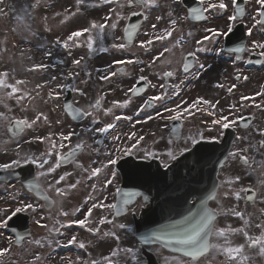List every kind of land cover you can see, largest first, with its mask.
Returning a JSON list of instances; mask_svg holds the SVG:
<instances>
[{"label":"flooded vegetation","instance_id":"obj_1","mask_svg":"<svg viewBox=\"0 0 264 264\" xmlns=\"http://www.w3.org/2000/svg\"><path fill=\"white\" fill-rule=\"evenodd\" d=\"M86 1L89 2L91 8L57 9L55 16H62L60 13H65L67 16L72 17H95L97 22L98 16L105 17L103 21L110 18L107 19L109 30L118 32L113 39L119 44L122 43L121 35L127 18L133 13H140L141 24L134 44L149 39H153V43L146 48L139 47V51H134L132 55L125 56L124 60L131 59L135 61L132 64H123L120 68H114L110 66L111 63L109 62L108 65L105 64L101 67L98 64L97 56L90 58L87 56L89 49L87 48V36H84V41L81 44L74 43L75 48H73L70 43L69 48L66 50L65 48L61 50L59 44L52 43L44 57L39 58L38 63L35 64L37 77L46 78L49 83L46 87L47 91L41 92L45 96L52 93V96L60 97L62 117L65 119H63L64 122L66 121L65 124L68 130L65 133L67 135L75 133L70 140H77V143L83 142L84 144L75 160L69 166L61 169L68 175L77 178L74 179L75 184L77 181L84 183L83 191L79 197L80 201H83L81 203L83 204V213L92 208L93 203H114L115 191L119 186L120 177L115 171V165L108 164L110 158L117 161L130 155L135 159L142 160L156 158L159 160L160 165L164 166L172 159L167 154L166 162H163L161 154V142L163 141L169 142L175 148L177 146L188 148L192 145L191 138L198 141H220L225 134H231L232 141L227 157L217 172L215 196L208 202V206L217 215L213 225L211 242L214 245L224 244V238H218L215 235L216 230L222 229L220 225L223 229L235 230L238 229L229 226H244L241 231L226 233L230 246L243 245V252H249L251 264H264V254L260 251L262 245L250 247V241L248 240V237L255 238L264 233V135H261V131H264V95H257V93H264V56L258 55L260 49L240 53L242 59H236V53L227 54V49L240 44H245L248 48H251L252 41L264 42V30H262L264 24L256 23V20H260L259 11L261 7L257 0H255V5L251 3L252 0H238L244 11L241 13L240 21L235 22L228 19L230 15L236 12V9L231 5V0H224L229 5L226 11L209 9L199 19L189 15L192 8L207 7L208 4L218 3L219 0H205L204 5L200 4V0H153V4L149 7H141L138 3L128 5L127 0H113L112 3H104L105 5L102 7H98L95 0ZM117 13H119V17H117ZM157 17H160V19H157ZM172 20L177 21L174 30L173 25L170 23ZM112 23H116L117 27L115 29H111L110 25ZM238 24H241V31L234 33L230 40L226 39L228 34L227 36L216 37L214 40H205L203 44H197V41L203 40L205 36H211V33L207 32L206 29L211 28L223 33L227 32L229 27L234 30ZM152 25H156L155 29ZM249 28L252 29L251 36L247 35ZM169 30H172L171 37L163 40L154 39L156 36L165 35L166 31ZM54 34L57 35L58 31H54ZM201 48L205 50L200 51ZM221 48L224 51L218 53V49ZM165 49H168V51H164ZM189 52H195L196 58L188 57ZM137 53H140V55L136 56ZM84 54H86V61L81 60ZM27 59L33 61L32 56H28ZM77 59L81 60L80 65L73 63ZM197 59L198 63L196 62ZM188 62H191V66L189 71L186 72L184 65ZM200 64H203L204 67L200 68ZM40 65L46 67H38ZM103 69H105V73L110 71L117 73L107 83L111 90L124 92L125 99L115 107L123 110L125 117L127 116L131 121L124 131V135L121 136L125 146H121L118 152L113 151L111 154L108 153L107 142L118 137L114 134L116 125L114 124L115 127L107 133L96 132L95 129L106 125L102 124L100 120L106 109H103L104 106L101 104L97 107L98 110L92 107L98 100L95 98L98 87H94L96 86L97 77L100 76V71ZM167 72H172L173 75L165 76ZM105 73L102 75L104 76ZM141 76L147 79L140 80ZM237 76L240 78L237 79ZM245 76L247 77L246 80L244 79ZM139 81H141L139 89L142 91L136 97H131L132 92L129 89L136 86ZM160 85H164V87L162 88ZM218 85H223V87ZM232 85L236 87L232 88L230 92L229 88ZM65 94L70 95L71 102L75 107L83 113L90 112L92 115H85V119L81 123L72 122L63 110L62 103ZM156 95H162L164 99L150 105L145 104L150 97ZM242 97L250 99L242 100ZM201 98L211 103L207 105L198 103ZM126 101L127 103H125ZM194 103L196 107L192 108L191 106ZM178 105L180 106L178 110L182 111L184 108H189L191 114L185 113L181 120L168 119L174 113L165 111V108L175 109ZM256 105L261 106L257 107ZM158 113L161 115H157ZM149 116L152 119H148ZM221 116H229L230 120L237 117L246 119L241 120L233 127L225 129L212 123L213 120L219 119ZM93 119L97 123L93 124ZM123 120L124 116L119 122ZM135 123H138V125L135 126ZM84 124H89L86 127L93 129V131L87 132L88 128L83 127ZM152 126L158 141L152 148L149 146L144 147L145 140L140 143L130 140L129 136L133 133L132 129L129 130L131 127L138 128L144 136L146 135V129H150ZM63 130L66 129L63 128ZM171 131H173V134ZM173 136L177 138L176 141H173ZM201 136L203 139H201ZM162 139L166 140L162 141ZM133 144L136 145L135 148H132V150L135 149V152L131 151V154L125 155L123 149L131 147ZM73 148H75V145L64 148L61 153ZM233 152L238 155L235 157L230 156L229 154ZM146 153H155L156 155L146 156ZM174 155H176V151ZM240 156H247L249 158L248 163L245 164ZM76 164H78L77 168H73ZM94 168L101 169V172L96 176L91 174V170ZM113 171L116 173L114 183L105 188L104 182L107 178H111ZM62 176H65L64 185L62 186V189L65 190L67 175ZM237 177H239L238 180ZM56 181L54 187L57 188L59 184ZM10 185L12 186L11 200L13 204V181ZM93 185H95V188ZM242 189H251L252 191L245 192ZM44 192L53 201L54 197L59 200L55 195L56 191L52 192V189L45 188ZM235 192L240 193V199H236ZM249 195L254 196V200H248L247 196ZM70 196L71 191L64 198ZM189 202H193V200L191 199ZM85 204H89V207L85 208ZM142 207L143 204L138 199L127 208L123 216L118 217L114 215L112 208H102L99 216L111 220L112 223L100 224L102 227L99 231L101 232H96V234L113 233L112 225L121 221L131 223L132 216L138 214ZM98 208L100 207L92 208L94 209L93 216L90 215L84 218L87 224L97 219L95 214ZM231 210L241 212L243 218L235 216ZM245 221H247V224ZM257 225L261 227H257ZM107 236L113 237L112 235ZM237 236L240 238L238 242L235 238ZM214 254L221 258L223 264H238V261H230L216 249H214ZM205 260L206 258H201L197 262Z\"/></svg>","mask_w":264,"mask_h":264},{"label":"rangeland","instance_id":"obj_2","mask_svg":"<svg viewBox=\"0 0 264 264\" xmlns=\"http://www.w3.org/2000/svg\"><path fill=\"white\" fill-rule=\"evenodd\" d=\"M53 2V0H51ZM50 1V2H51ZM47 0H0V8L3 9V17L0 19V46L1 51L0 55V78H4L5 82L9 85H13L18 89V92L9 96L8 93L11 92V88H1L0 89V111L3 113V121H9L12 118H18L21 120H27L29 123L32 121H36L32 124L31 127L26 126L25 133L21 138L17 140H9L5 134V126L2 127L1 136H0V163H10L14 159H20L21 162L24 161L27 157L32 156L35 158H47L50 159L52 164L54 165L56 160L55 157L57 153L62 152L64 148H68L70 146H74L77 144V140L73 141H61V134L67 135L65 132L67 130V126L64 122V118L62 117L61 112V103L59 96H45L41 91H47L49 83L46 78L37 77L36 74H32L30 71V67L36 66L39 58L44 57V53H42L40 48L49 47V43L51 38L47 36H43L42 29L47 23H43V19L45 16V9L51 8L56 9L58 7L63 8H85L89 9L91 6L89 2L86 1L84 4H78L76 0H65L56 7V4H51L49 6ZM105 5L103 0H97V6ZM9 8L12 10L10 12ZM47 25V28L52 26L54 23L50 21ZM71 19V17H69ZM87 19L94 21V17H88ZM54 20V19H53ZM101 22V21H100ZM99 21L97 24H101ZM94 38L97 37V30L92 31ZM114 36L117 35L116 32H113ZM112 31L109 30V27L105 29V37L101 41L97 39L99 45V51L103 52V56L98 64L108 63L111 61V58L115 60H120L125 54L119 53L121 49L113 50L110 48L109 44H116L115 41L112 40L113 36ZM101 41V42H100ZM101 48L107 49V51H102ZM132 51V50H131ZM135 51H139L136 50ZM140 53H137L136 56H139ZM32 56V60H28L27 57ZM110 59H109V58ZM6 73L7 76L4 77L2 74ZM17 81H22L23 83H17ZM106 91V90H104ZM103 91V94H104ZM18 97L20 99H18ZM112 99V97H111ZM121 102V100H119ZM112 105L110 100L107 101V106ZM2 106V107H1ZM106 111L102 114L100 118L102 124H107L112 122V124L116 125L115 135H118L119 140L112 139L107 142V147L109 148L108 153L118 152L121 146H125V142L122 135H124V131L128 127L131 122L130 119L124 115V111L121 109H117L115 106H110L105 108ZM108 109H111L110 112H107ZM107 112V114H106ZM37 116L40 117L37 120ZM119 116L122 118L124 116V120L122 122H116V117ZM44 117H47L45 120ZM64 119V120H63ZM120 120V119H119ZM116 122V123H115ZM89 126V124H84L83 127ZM64 127L66 130H63ZM135 129V128H130ZM130 132V131H129ZM131 136V135H130ZM129 136V137H130ZM142 136V135H141ZM143 140H145L144 147L149 146L152 148L155 144L158 143L155 134L154 128L146 129V135L143 136ZM51 142H50V140ZM130 140L136 142L137 137H132ZM166 140V139H162ZM57 145L56 149L52 150V155L50 157L47 156V153L52 147V143ZM63 142L65 145L64 148H60V143ZM168 142V141H167ZM169 143V142H168ZM166 142H161L162 145V158L163 160L167 159V154L171 151L173 154L177 149ZM178 148H183L179 146ZM135 152V149L132 150ZM76 164L73 168H77ZM45 169V168H44ZM44 169H39L37 167L38 172L43 171ZM65 175L66 173H62ZM67 175V174H66ZM72 175H67L70 184H74V180H70ZM107 175L105 176V178ZM77 178L75 177V180ZM80 187H76L72 190L71 197H76L75 201L78 203L72 206V212H75V208H79L83 201L78 200L81 195V190L83 186L82 183L78 184ZM8 188H6L7 190ZM13 197H24L23 195H18L17 192L20 190L17 186H13ZM21 191V190H20ZM55 192V190H52ZM29 202L31 200L27 198ZM26 199L18 198L13 199V205H11V201H7L6 204L0 203V208H3L0 211V220L5 219L10 215L11 208L13 207V211L16 207L20 206V201L24 203H28ZM72 201V200H69ZM35 210L33 214L34 221H40L38 225H32V234L29 240L23 242L20 248H15L13 246L12 237L6 232L4 228H0V249L8 248L10 249L3 256H0V264H75V261L80 259L82 260V264H92L93 261H96L98 264H105L106 261H102V259H98L99 256H102L105 253L107 246L101 245L102 243L107 242L108 258H110L113 264H143L142 260L138 256V252L136 251L135 242L130 235V232L124 231L128 230V222L121 221L119 223H115L112 225L113 233L116 235L111 238L108 237L104 239V235L102 237H96L94 235H90L92 246L87 242L88 238L84 237L82 233V229H72L71 227H66L69 222L66 220H61L60 209L59 212H52L44 216L41 210H38L37 204H33ZM67 205H72L68 204ZM84 207H89V204H85ZM75 209V210H74ZM102 208H98L96 210L95 216L97 219L92 220L93 225L101 224V217L99 216ZM72 217L70 222L78 219L74 213H71ZM50 218H55V220H49ZM56 221V222H55ZM59 222V223H58ZM120 224H125L127 227L125 229H121L119 227ZM41 225H44L43 227ZM63 225V227H61ZM89 225V227H90ZM231 228H236L238 230H242L243 227L239 225L229 226ZM101 230V227H97ZM220 228L223 227L220 225ZM225 228V227H224ZM51 233L52 236L46 238L45 235L47 233ZM101 232V231H99ZM76 237V241L78 239L86 240L89 247L86 249L89 257L91 259L90 262L86 263L85 259L87 255L80 256L76 253L75 245L70 244L69 241L72 237ZM116 237H119L117 239ZM238 242L240 238L235 237ZM97 239V240H96ZM53 240V241H52ZM39 241V243H36ZM52 241V242H51ZM90 241V240H89ZM50 244V245H49ZM239 244V243H238ZM62 245V247H60ZM64 245H68L67 247ZM67 248V249H66ZM132 248V253H127L124 251H120L118 255L112 256L110 254L113 250L116 249H128ZM61 250V251H59ZM68 250H71L70 253ZM66 251V253H63ZM152 251L158 256L159 260L163 264H186L183 259L175 258L174 256H170L158 249H152ZM211 264H223L221 258L217 256H211ZM239 264H251L249 252H242L240 258H238Z\"/></svg>","mask_w":264,"mask_h":264},{"label":"snow or ice","instance_id":"obj_3","mask_svg":"<svg viewBox=\"0 0 264 264\" xmlns=\"http://www.w3.org/2000/svg\"><path fill=\"white\" fill-rule=\"evenodd\" d=\"M86 2V0H77L78 4H84ZM104 3H112L113 0H103ZM128 5H133L138 3L139 6L141 7H149L153 4V0H127ZM205 0H200V4L204 5ZM257 3L264 8V0H257ZM231 5L236 9L237 13H242L244 11V9L240 8L239 6V2L238 0H231ZM121 7H123V5H121ZM229 5L226 4L224 2V0H219L218 3H210L207 5V7H197V8H192L190 10L189 15L192 16L193 18L199 19L204 12H207L209 9H219L221 11H226L228 9ZM3 9H0V12H2ZM134 15H139L140 13H133ZM117 17H119V13L116 14ZM259 15L264 17V11H260ZM110 19V18H107ZM107 19L105 20V23H101V24H96L95 22H93L91 24V28H84L82 30H78L75 31L73 33H71L67 40L61 42L59 40H57V44H60L62 47H64L65 49L69 48V41H74L76 38L82 37L84 36L86 33L87 35V48L89 49V51H93L94 50V45L96 44V40H103L105 37V29L107 27H109L108 23H107ZM157 19H160V17H157ZM229 21L235 22L238 19V15L237 14H233L230 15L228 17ZM173 25V30H174V26L176 25L177 21L176 20H172L170 22ZM257 24H264V20H256ZM111 29H115L117 27L116 23H112L110 25ZM152 27L155 29L156 25H152ZM91 29H96L97 30V37L94 38L91 35ZM135 29H136V25H131L128 28L125 29L126 32V40L127 41H132L135 35ZM264 30V29H262ZM207 32L211 33V36H205L203 38V40H199L197 41V44H203V41L205 40H214L216 37H219L221 35L227 36L229 33H231L233 31L232 27H229L227 32H223L221 33L220 31H217L215 29H206ZM189 35H191V33H189ZM247 35L251 36L252 35V29L249 28L247 31ZM172 36V30L166 31L165 35L163 36H156L154 37V39L156 40H163L165 38L171 37ZM153 43V39H149L147 41H141L139 43V47L141 48H146L147 46L151 45ZM113 48H117V49H125L127 47L126 43H119V44H113L112 45ZM255 49H260L261 51L258 53V55L260 56H264V42H258V41H252V45L251 48H248L245 44H240L239 46H236L234 48H229L227 49V54L228 55H232L233 53H236V59H242L243 57L240 56V53L243 52H252ZM102 51H107V49L101 48ZM200 51H203L205 49L201 48L199 49ZM164 51H168V49H165ZM224 49H218V53L219 52H223ZM161 55H163V53H161ZM188 57H193L196 58V53L195 52H189L188 53ZM82 59V58H81ZM187 60V57L185 58ZM135 61L129 59V60H117L114 63L115 64H132ZM196 62L198 63V59L196 60ZM74 64L76 65H80L81 60L77 59L73 61ZM191 66V62L185 63L184 65V70L187 72L189 71ZM38 67H46L44 65H40ZM200 68H203L204 65L200 64L199 65ZM4 77L7 76L6 73L2 74ZM117 73L116 72H110L108 75L106 76H101L100 79L102 80H108L113 76H116ZM173 73L172 72H167L165 73V76H172ZM240 77L237 76V79H239ZM55 79V78H53ZM140 80H146L147 78L144 76H141L139 78ZM244 79L246 80L247 77L245 76ZM17 83H23L22 81H17ZM219 87H223V85H218ZM153 87H155V85H153ZM160 87H164V85H160ZM235 85H232L231 88H229V91H232V88H235ZM0 88H11V92L8 93L9 96L15 94L16 92H18V89L13 86V85H9L5 82L4 78H0ZM130 92H136L138 91V89L134 86L133 88L129 89ZM50 96H52V93H49ZM257 95H264V93H257ZM18 99H20L18 97ZM164 99V96L162 95H156V96H152L150 97L145 104L146 105H150L153 102L156 101H160ZM245 99H250L248 97H242V100ZM114 103H119V102H114ZM127 103V101L125 102ZM198 103H203L205 105L210 104V101L207 100H203L202 98L198 101ZM100 105V101L97 100L96 103L94 105H92V107H99ZM257 107H260L261 105H256ZM68 107H71V105H69ZM192 108L196 107V104L194 103L192 106ZM180 108V106L178 105L177 108L172 109V108H165V111L170 112V113H174L173 115H170L168 117V119L170 120H181L184 116L185 113L191 114V111L189 108H184L182 111L178 110ZM233 108H235V106H233ZM111 109H108L107 112H110ZM106 112V114H107ZM82 115H92V113L90 112H86V113H81ZM2 115V114H0ZM157 115H161L160 113H158ZM37 120L40 119L39 116H37L36 118ZM44 119L46 120L47 117H44ZM117 120L120 119L119 116L116 117ZM148 119H152L151 116L148 117ZM246 118L244 117H237L236 119H231L229 118V116H221L219 119H215L212 121V123L214 125H220L222 128H229V127H233L235 125H237L241 120H244ZM36 121H32L31 123H29L27 120H17L15 122V127L18 131H22L23 128L25 126L27 127H31L32 124H34ZM92 123L95 124L97 123V121L95 119L92 120ZM115 127L114 124L112 123H108L106 125H104L103 127H99L97 129H95L96 132L99 133H107L109 132V130L113 129ZM87 131L91 132L93 131V129L89 128L87 129ZM75 133H70L68 135H63L61 134V141H68L71 139V136L74 135ZM261 135H264V131H261ZM135 136V133H132V135L129 138H132ZM116 140H119V137L115 138ZM140 139H143V137H140ZM201 139H203V137L201 136ZM50 140V138H49ZM51 142V140H50ZM191 143L193 146H195L196 144H198V140L195 138H191ZM135 144H133L131 147H126L123 149V153L125 155L127 154H131L132 148H135ZM57 145L53 142L52 143V147L49 150V152L47 153V156L50 157L52 155V150L56 149ZM59 147L62 149L65 147V145L63 144V142L60 143ZM84 147L83 142L77 143L75 145L74 149H70L68 153H57V159L54 165L50 166L47 168L46 171H39L37 173V176L34 180L28 182L27 187L29 189H37L39 190L42 194H43V190L40 189V185L38 183L39 181V177H44L47 176L48 174L55 172L56 168H58L60 166V163L63 160H67L70 159L77 150H81ZM184 151H189V149H185ZM183 154V153H181ZM147 155H152L155 156V153H146ZM230 156L235 157L236 155H238L237 153L233 152L229 154ZM168 156L171 157V159L173 161L177 160V157L171 152H168ZM240 159L247 164L248 163V157L247 156H240ZM25 164H34L36 165L39 169H44L45 165L49 163V160L47 158H35L32 156L27 157L24 160ZM117 163L116 159H112L110 158L108 160V164L109 165H115ZM21 166V160L20 159H14L12 160L10 163H0V172H9L10 170H13L14 168L20 167ZM107 166V165H106ZM165 168L168 167L167 164L164 165ZM87 171V170H85ZM101 172L100 168H94L91 170V174L92 176H96L97 174H99ZM70 175V174H69ZM116 177V173L113 171L111 173V178H107L104 182V187L106 188L108 185L113 184L114 180ZM6 179V178H5ZM65 179V176H60L59 180L56 181L57 184H59L61 181H63ZM237 180L239 179V177L236 178ZM79 183V181H77L76 184H71L68 187L75 189L77 187V184ZM49 187H51V185H49ZM93 187L95 188V185H93ZM242 191L245 192H250L252 191L251 189H242ZM121 192L120 188L116 189V193L119 194ZM56 193L58 195L64 196L67 193L65 192L64 189L62 188H56ZM136 195L135 193H124L125 199L123 201V203L125 205H127L130 202V197ZM225 195H227V193H225ZM236 199H240V193L239 192H235L234 193ZM43 199L45 201H49V198L46 194H43ZM106 199V197H105ZM248 200H254V196L249 195L247 196ZM50 202V201H49ZM112 208V209H118V206L116 204H104L103 202L101 203H93L92 204V208ZM92 208H90L88 210V214L87 215H91L92 212ZM29 209L35 210L34 205L32 203H24L23 201H20V206L16 207L15 210L11 213V215L7 216L5 219L0 220V228H5L8 226V222L12 219L13 216H15L17 213H21V212H25ZM232 214H234L237 217H241L243 218V215L241 212L239 211H235V210H231ZM63 215H67V213H62ZM213 217H214V213L211 210H208L207 208H203V214L200 216V218L194 223L192 224L190 227H186L184 229H182L181 231H177V232H171V233H166V235L168 237H170L169 242L172 243L174 242L176 245H179L180 248L182 250H184L186 252V255L191 257V259L193 261H196L200 256L205 255L206 253H208V251L210 249H216L217 251L221 252L222 254H224L230 261H238V258H240L242 252H243V245L241 246H230V241L227 238L226 233L230 232V231H239V230H235V229H218L215 231V235L220 238L223 237L224 238V244L220 245V244H211L210 243V237L213 235ZM112 223L111 220H107V218L102 217L100 220V223ZM37 224H40V221L36 222ZM59 223V222H58ZM70 223H77L81 226H85L87 221L86 220H79V221H72ZM245 223L247 224V221H245ZM42 227L44 225H41ZM61 227H63V225H61ZM119 227L121 229H125L127 227V225L125 224H120ZM257 227H261L260 225H257ZM89 232H99V228L96 229H92L89 228L88 229ZM105 236L107 235H112L115 236V233H104ZM245 235H247V233H245ZM23 236H18L17 242H20L21 240H23ZM117 239H119V237H116ZM161 236H158L156 234H153L152 236L146 237L145 239H160ZM248 240L250 241L249 246H254V245H262L260 251L262 254H264V233H262L261 236L259 237H248ZM36 243H39V241H36ZM69 243H76V237L73 236L72 239L69 241ZM79 247L80 248H84L85 245L84 243H79ZM10 249L8 248H3L0 249V256H3L5 253H7ZM120 251H124L127 253H132L133 249L132 248H128V249H116L113 250V252L111 253L112 256H116L118 255V253ZM105 259L107 260L108 264H113L112 260L108 257H105ZM92 264H96L95 261L92 262ZM239 264V261H238Z\"/></svg>","mask_w":264,"mask_h":264},{"label":"water","instance_id":"obj_4","mask_svg":"<svg viewBox=\"0 0 264 264\" xmlns=\"http://www.w3.org/2000/svg\"><path fill=\"white\" fill-rule=\"evenodd\" d=\"M13 126H15V125H13ZM204 154H208V156H206V158H205ZM224 155H225V151L223 149H221L220 147H214V146L208 145V144H198V145H196V147L192 151L188 152V154H186L181 159H178L174 165L169 167V171L175 169L182 160L183 161L192 160L195 163H201L204 160H207V162L209 163V168H208L207 174L209 177L212 178L217 167L220 165V163L224 159ZM163 174H165V173H163ZM150 191H152L151 194H150V192H146L144 190L137 191V192H135V194L136 195H140V194L144 195V193L149 194L151 196V199L149 202L152 205V203L154 202V199H152V195H153V191H154L153 186H151ZM10 227H13V231H14L13 233L15 234L16 238L18 236H23V237L27 236L26 226H25L24 222L15 223L13 221V224H11ZM142 228H143V226L141 224H139V223L135 224L136 236L139 238L140 242L142 244L143 243H156L157 240L145 239L146 237H149L152 235L144 234ZM16 244H18V245L20 244V242H17V239H16ZM168 248L171 249L170 246H168ZM178 251H181L182 253L186 254V252L182 251L181 248ZM142 253H143V256L146 257L148 264H155L153 259L152 258L150 259L146 252H142Z\"/></svg>","mask_w":264,"mask_h":264}]
</instances>
